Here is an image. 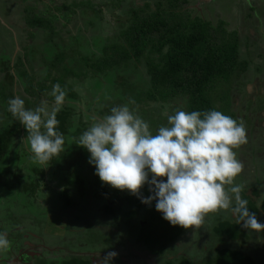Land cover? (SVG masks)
Listing matches in <instances>:
<instances>
[{"label": "trees", "instance_id": "1", "mask_svg": "<svg viewBox=\"0 0 264 264\" xmlns=\"http://www.w3.org/2000/svg\"><path fill=\"white\" fill-rule=\"evenodd\" d=\"M102 1L48 0L49 6L46 3L42 8L28 3L21 11L31 41L13 60L0 47V215L9 219L11 210L24 211L21 206H27L26 201L30 206L31 200L38 199L37 191H42V203L51 208L59 206L66 217L73 213L72 223H68L73 231L67 229L71 235L67 239L71 237L75 246L60 244L55 250L60 257L43 259L41 264H95L85 251L98 250V238L91 243L76 240L84 226L76 227L75 223L91 218L89 211L79 208L89 204L99 206L109 222L123 224L130 231L128 238L134 240L133 245L146 246L144 253L150 255L151 262L142 260V264H257L255 255L243 248L251 238V230L242 227L230 210L226 217L215 213L206 225L212 244L203 261L175 256L176 249L166 247H175L188 229L157 219L151 227L152 236H145L136 218L144 204L140 197H148L145 185L133 195L102 183L95 166L89 163L90 154L78 145L80 135L95 119L125 104L141 116L146 111L143 107L151 102L178 100L182 105L179 110H218L237 120L230 110L231 84L247 70V61L239 54L237 31L227 29L222 19L212 24L192 16L187 8L189 0H108L111 7L123 5L119 11L124 18L118 25L110 23L102 34ZM46 7L55 13L47 14ZM71 16L81 19L84 29L70 33L55 25L59 19L64 21L60 25L66 24ZM87 27L91 29L87 31ZM57 84L66 93L56 114L57 130L64 135V152L43 168L30 151L27 130L8 111V101L19 96L25 107L33 110L41 101H47L51 109L54 97L50 93ZM74 86L98 91L85 109L77 103L80 97ZM240 196L248 201L249 211L264 223V193L251 186L243 188ZM0 227V231H7L8 226ZM94 230L89 226L86 233L96 234ZM259 234L263 236L264 232ZM117 259L110 258L105 264H123Z\"/></svg>", "mask_w": 264, "mask_h": 264}, {"label": "clouds", "instance_id": "2", "mask_svg": "<svg viewBox=\"0 0 264 264\" xmlns=\"http://www.w3.org/2000/svg\"><path fill=\"white\" fill-rule=\"evenodd\" d=\"M50 95L54 97L51 109L47 101L34 110L27 109L19 96L8 101V111L27 130L30 151L43 168L64 152L65 143L57 130L56 114L66 93L57 84ZM165 115L167 124L155 134L126 104L95 119L80 135L78 145L90 154L89 163L100 181L133 195L148 184L153 195L140 197L141 202L149 204L155 199L156 211L173 226L200 229L210 213L230 210L242 227L264 232V223L240 196L242 186L234 184L243 170L235 149L247 142L244 124L218 110H176ZM9 246L6 233H0V249Z\"/></svg>", "mask_w": 264, "mask_h": 264}, {"label": "rangeland", "instance_id": "3", "mask_svg": "<svg viewBox=\"0 0 264 264\" xmlns=\"http://www.w3.org/2000/svg\"><path fill=\"white\" fill-rule=\"evenodd\" d=\"M69 2V0H66ZM31 4L36 8H42L44 4L48 3V0H0V47H3L5 51L13 60L17 54L22 52V46L26 45L31 39L27 36V27L24 24L22 18V7L26 4ZM50 3H48L49 6ZM102 4L105 6L104 14L105 18L100 23V32L103 34L110 28V23L118 25L124 18V14L120 13L123 5L119 7H111L108 4V0H103ZM189 13L192 16H199L202 19L210 21L214 24L218 19L225 21L227 29H234L237 31L239 38V54L240 57L247 61V70L244 75L236 78L231 84V106L230 110L234 113L235 118L238 122H242L244 126L248 122L246 129V143L235 149L237 158L243 164L242 172L235 178L234 184L242 186V188H248L256 186L261 190V194L264 192V0H189L187 6ZM46 13H55L51 11V7H46ZM43 13V14H46ZM120 16V17H118ZM120 18V20H116ZM122 18V19H121ZM62 19L57 20L55 25L61 28L62 31L68 30L70 33H75L77 29H84L82 20L76 16H71L70 21L66 24ZM97 27L98 25H94ZM91 29L90 27H87ZM1 54V51H0ZM88 87L87 83L85 85ZM84 86H74V89L79 95L78 105L80 108L85 109L87 105L92 102L98 91L91 88L84 90ZM19 89V87H18ZM261 107H258L259 103ZM50 109V104H48ZM146 111H142L141 118L144 119L150 127L153 134L156 133L157 129L161 125L167 124V113L168 115L174 114L176 110L182 108L178 100H173L166 103L151 102L147 106L143 107ZM142 108V109H143ZM151 179V174H149ZM159 179V178H158ZM166 181V177L162 178ZM148 196L152 195L149 190V185L145 184ZM126 191V190H124ZM42 191H37V197L35 200H31L30 206L29 201H26L27 206L22 205L21 207L28 211H13L11 213H20L18 217H23L24 221L35 220L34 226L30 229L34 234L30 238V245L25 247V251L30 247L33 249L38 248L40 256L44 259L59 258L56 246L53 245L64 244L67 247L75 246L73 241L67 239L70 232L67 231L69 224L72 223L69 217L65 216L66 213L61 211L59 206L51 208L48 204L42 203L43 197L39 194ZM45 196V195H44ZM45 198V197H44ZM27 200V199H25ZM155 199L149 204H143L141 209L138 211L136 216L137 225L143 226L144 235L152 236V225L156 223L157 219H163L162 213L155 209ZM79 211H89L90 217L84 220H80L75 223L78 227L84 226L81 236L79 231H75L76 240L79 242H96L98 238L97 249L91 251L86 250L85 252L90 254L92 262L100 264L103 260V264L110 260L111 256H107L109 252H115L117 255L111 259H117V263L123 262V264H142L141 261H147L150 263V255H146V246L142 243L141 247L133 245L134 240L130 237V231L121 223H111L105 219L104 215L101 214L99 206H93L89 204L86 207L80 206ZM14 209V207H10ZM15 210V209H14ZM97 210V211H94ZM26 212V213H25ZM225 217L230 215L227 211H219ZM218 213V212H217ZM66 219H65V217ZM215 215L210 213L206 219L205 224L200 229L189 228L186 234L179 238L176 242L175 247L169 244L167 248L176 249L175 256L184 255L190 257L191 260L197 262L203 261L207 256L209 246L212 244V239L209 234L206 233V225H208L210 219ZM36 216V217H35ZM103 216V217H102ZM156 216V218H155ZM77 218H73V221ZM165 220V219H164ZM82 221H85L82 223ZM166 221V220H165ZM17 223V222H15ZM13 222V224H15ZM23 224L22 222H19ZM146 224V225H145ZM88 225V226H87ZM89 226L96 230L97 233H86ZM25 226H22L24 228ZM86 227V228H85ZM21 228V227H20ZM124 228V229H123ZM70 229V228H69ZM70 230L73 231L71 228ZM93 230V229H91ZM126 230V231H125ZM126 232V236H123ZM72 233V232H71ZM36 235V236H35ZM67 235L66 237H64ZM60 237H64L60 240ZM38 238V242L36 241ZM154 238V237H153ZM150 238L153 244L154 240ZM130 239V240H129ZM51 253L44 255V250L47 247ZM145 246V247H144ZM87 247V244H86ZM91 247V246H90ZM93 247V246H92ZM155 247V246H154ZM30 248V249H31ZM45 248V249H44ZM244 250L250 251L256 257L257 264H264V235L251 230V238L243 245ZM43 249V250H42ZM57 252V253H56ZM63 253V251H61ZM60 254V252H59ZM38 255V253H37ZM2 257V254H1ZM146 258V259H144ZM0 264H5L3 257L0 259Z\"/></svg>", "mask_w": 264, "mask_h": 264}, {"label": "flooded vegetation", "instance_id": "4", "mask_svg": "<svg viewBox=\"0 0 264 264\" xmlns=\"http://www.w3.org/2000/svg\"><path fill=\"white\" fill-rule=\"evenodd\" d=\"M18 210V209H17ZM16 209L13 211L18 212ZM24 210V209H23ZM28 211V210H25ZM12 212V210L10 211ZM10 213V218L8 219L7 217L0 215V226H5L7 227V231H0V233H6L7 239L10 242V246L7 249H0V259L3 257L4 263L5 264H41V260H43V256L39 255L38 248H29L25 251V247H28L31 243L30 238L33 237V233L31 232L32 230L30 229L31 227L34 226L33 222L35 220H27L22 222L23 224H20L21 222L19 219L15 220L17 218V215L19 214L20 216L22 214L20 213ZM26 213V212H25ZM36 217V216H35ZM23 218V217H21ZM15 220V221H14ZM14 221L17 222L13 224L12 222ZM10 225V228H9ZM22 226H25L22 228ZM21 227V228H20ZM1 228V227H0ZM33 235H32V234ZM36 236V235H35ZM61 238V237H60ZM38 238H36V241L38 242ZM56 246L57 248H60V245H53L50 247ZM48 246L44 250V255L48 252L50 254L51 252L47 249H50ZM43 250V249H42ZM38 253V255H37ZM2 254V257H1ZM57 258H53L55 260ZM146 259V258H144ZM45 261L49 259H44ZM147 260V259H146ZM1 263V262H0Z\"/></svg>", "mask_w": 264, "mask_h": 264}]
</instances>
